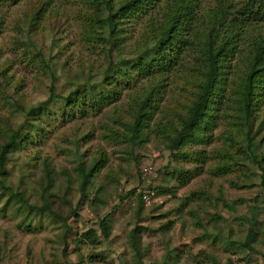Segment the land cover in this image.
Instances as JSON below:
<instances>
[{
  "label": "rangeland",
  "instance_id": "obj_1",
  "mask_svg": "<svg viewBox=\"0 0 264 264\" xmlns=\"http://www.w3.org/2000/svg\"><path fill=\"white\" fill-rule=\"evenodd\" d=\"M101 1L0 0V151L9 137L16 142L0 177V264H264V179L258 164L264 160V101L255 105L249 122L254 153L246 158L238 134L245 116L235 84L244 78L247 53L264 33V21L239 15L248 0H226L228 13L245 29L243 53L231 63L235 82L212 143L183 147L191 159L186 161L173 156L152 129L134 138L133 147L116 135L132 100L153 86L150 76L131 73L117 86L106 83L117 68L129 71L131 61L153 49L151 30L147 39L140 34L156 26L161 17L154 12L162 1L146 17L122 20L118 47L103 40L108 27L98 19ZM197 1L206 13L218 0ZM185 73L189 79L180 74L157 79L162 89L151 125L169 126L184 115L195 89L193 70ZM102 87L118 95L111 93L100 112L69 116L73 109L64 105L65 98ZM228 132L234 142L227 140ZM20 134L29 137L27 144ZM95 162L102 168L83 189L80 174ZM222 162L238 167L218 175ZM146 171L154 173L151 185L162 207H141L129 194ZM102 219L110 226L106 240L99 231ZM90 229L96 232L95 246L81 238ZM134 230L138 248L128 244Z\"/></svg>",
  "mask_w": 264,
  "mask_h": 264
},
{
  "label": "trees",
  "instance_id": "obj_2",
  "mask_svg": "<svg viewBox=\"0 0 264 264\" xmlns=\"http://www.w3.org/2000/svg\"><path fill=\"white\" fill-rule=\"evenodd\" d=\"M156 2H161L157 11L154 7ZM101 3L103 6L100 9L98 19L99 22L103 21L108 27L106 36H103L106 44L110 42L111 45H117L115 41L120 38L119 34L125 32L122 27V20L128 21L130 18L146 17L154 11L157 16L161 17L154 28L146 27L140 34L142 39H147L146 33L151 30L150 36L155 40L153 49L139 61H131L132 66L129 71L117 68L112 77H109L111 78L109 82L108 79L106 80L109 87L111 84L117 86L119 78L129 79L132 77L131 73H135L145 78L151 77L148 80L153 85L143 97L132 100L133 104L129 116L127 120H122L120 123L122 129L116 135L121 138L122 143H128L133 147L134 138H144L145 131L148 130L149 133L152 129L153 132H158V137L164 139L166 149L173 156L176 153L181 154L187 161L189 157H185V153L182 151L183 147L211 144L214 128L218 124V114L230 102L231 85L235 82L231 77L233 72L231 63L238 54L243 53L244 47L241 44L246 35L242 23H238L236 17L228 13L231 4L226 0H218L215 9H208L206 13L199 11L197 0H122L118 4L115 0H102ZM239 15L248 19L254 17L264 21V0H248ZM247 54V71L244 78L235 84L238 87L236 93L239 95L237 99L238 108L241 109V115L243 113L245 116V122L242 125L243 132L238 134L246 143L244 155L246 158H250L254 153V143L249 122H251L252 116L255 117L254 107L264 101V33L259 35L258 42L250 46ZM113 66V63L110 62V69ZM187 69L193 70L191 78L195 89L190 91L191 101L184 109V115L175 117L176 120L169 126L161 121L151 125L154 116L158 114L155 100L160 94V89H162L157 79L163 76L175 77L177 74L186 79L187 74L185 72ZM109 73L110 70L106 75ZM50 92L53 96V86L50 88ZM111 93L114 97L118 95L111 90L106 91L105 87H102L95 94L76 92L71 95L72 97L65 98L63 103L73 109L69 116L78 115L84 118L89 113L100 112L103 106H107L112 101ZM161 113L162 110L159 114ZM238 118L240 120L239 116ZM169 120L171 119L169 118ZM20 135L22 136V144H27L29 137L23 136L24 134ZM226 138L234 142L231 132H228ZM15 143L14 138L9 137L1 147L0 177L8 161V154ZM224 156L225 153L222 154V158H225ZM263 163L262 158L258 164L262 169L264 179ZM102 165L103 163L100 166L99 163L95 162L89 171L80 174L81 188L84 189L90 185L91 177L102 168ZM237 167L231 162H222L216 166L215 172L218 175H226L233 172ZM140 181L138 188L142 190L145 187L141 173ZM0 186L4 187L2 181H0ZM129 194H132L141 207L155 209L165 205L164 201L161 200L150 206H145L141 192L137 193V189ZM12 197L18 198L19 194L14 193ZM46 207L49 208L47 205ZM109 227L106 219L99 222V231L105 240L110 236ZM66 229L69 230L67 227ZM252 233L253 229L249 228L244 245L246 248H250ZM81 238L90 246H95L98 243L96 232L92 229L84 232ZM128 244L131 248H138L136 230L129 234Z\"/></svg>",
  "mask_w": 264,
  "mask_h": 264
},
{
  "label": "built area",
  "instance_id": "obj_3",
  "mask_svg": "<svg viewBox=\"0 0 264 264\" xmlns=\"http://www.w3.org/2000/svg\"><path fill=\"white\" fill-rule=\"evenodd\" d=\"M154 173L150 171L142 172L141 177L144 181V189L140 190L138 188L137 193L141 192V198L145 206H150L153 203L160 202L161 199L157 197L154 187L151 185V178Z\"/></svg>",
  "mask_w": 264,
  "mask_h": 264
}]
</instances>
